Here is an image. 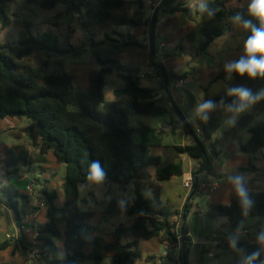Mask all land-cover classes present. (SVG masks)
Masks as SVG:
<instances>
[{"label":"trees","instance_id":"obj_1","mask_svg":"<svg viewBox=\"0 0 264 264\" xmlns=\"http://www.w3.org/2000/svg\"><path fill=\"white\" fill-rule=\"evenodd\" d=\"M10 1L0 0V21L3 27L13 24ZM35 1L44 9H54L58 4L65 3L69 6L68 12L78 14L80 23L89 35V47L97 68L89 76V88L78 90L60 57L82 55L85 46L69 42L62 44L58 36L47 32L35 35L29 22L25 23L18 43L0 44V118L30 119L25 132L31 140L29 145L19 143L6 147V169L0 177V185L3 182L11 184L28 168L46 163V155L51 149L56 161L66 165L63 205L57 204L58 192L50 190L48 185H41L37 179L35 197L22 193L13 186L6 188L9 194L6 206L15 212L17 226L20 229L28 227L36 234V248L41 252L39 260L43 264H78L86 261L102 264L108 254L112 255L113 264H137L142 259L137 250L139 239L158 238L161 242L177 247L179 235L172 217L174 214L181 215L180 219L187 217L191 201L185 204L181 214L178 211L172 213L169 206L161 200L160 182L183 176V162L164 164L161 156L152 155L153 149L163 147V138L158 131L149 127L132 128L128 123L129 114H162L168 107L161 99H156L154 89L142 86L134 67L120 60L122 56L143 55L142 48L146 49L147 46H143L132 35L116 39L113 35L106 34L103 40L96 41L89 30L95 25L147 28L155 17V38L161 12L176 14L190 13V10L182 3L176 4L178 0H164L150 19L143 11L142 0H98L97 4L88 0ZM231 1L234 0H210L207 3L208 11L198 13L200 21L185 36L198 56L206 55L218 39L228 34V16L234 19L239 14L242 24L244 20H252L253 24L259 26L258 21L248 15V5L227 12L226 4ZM140 5L142 9L139 8ZM155 66L161 79V87L164 84L170 87L175 81L182 79L173 69L160 64ZM115 69L119 70L117 77L124 82V87L115 90L114 94L117 97L129 96L127 105L104 98V88ZM227 76H233V81L228 83L222 93L206 100L211 101L214 107L209 111L199 112L197 116V130L200 134L189 127L190 132L184 130L190 137L189 144L176 147L178 154L187 155L201 163L202 168L198 174L206 169L208 173H212V161L205 143L211 141L220 128L218 113L222 109L229 111L227 115L234 111H230L229 107L236 102V97L230 96L229 91L243 87L255 95L264 86V78L250 79L246 75L241 77L236 73H228L225 67L217 73L214 81ZM189 99L192 106L194 97L191 93ZM258 107L264 110V99ZM251 122V116L243 117L225 136H238ZM249 133L250 137L240 145V151L245 154L263 151L264 122L256 124ZM14 134L18 135L16 132ZM212 147V153L219 155L215 144ZM205 154L210 162L209 168ZM94 162H99L103 179L119 184L134 182L136 186V198L133 201L120 204L112 199L107 203V215L136 216L133 224L121 225L114 232V241L109 244L98 235L97 227L87 222L94 214L79 209V188L82 184L92 182L87 177ZM149 167L156 168L154 178L145 171ZM147 185L152 188L154 199L143 196L142 189ZM246 194L247 206L241 202L236 191L232 193L229 204H211L208 212L210 218L217 220L227 217L233 233L240 231L247 219L264 218V192L246 190ZM42 206L47 209V220L40 222L35 219L26 224L25 209H32L37 216L42 211ZM183 232L185 237L181 240V262L189 264L193 242L187 236L186 227ZM230 238L232 236L228 235L227 240ZM20 243L21 247L15 242V250H20L27 256L29 248L22 239ZM61 243L64 247L63 257L60 256ZM10 245L11 241H5L0 245V250H5ZM234 245L245 254V264H248L249 258L254 254L257 255L251 264H264L260 244L241 242ZM206 253V248L202 247L201 259Z\"/></svg>","mask_w":264,"mask_h":264},{"label":"rangeland","instance_id":"obj_2","mask_svg":"<svg viewBox=\"0 0 264 264\" xmlns=\"http://www.w3.org/2000/svg\"><path fill=\"white\" fill-rule=\"evenodd\" d=\"M88 1L92 4H97L98 2V0ZM244 1L245 0H243V2ZM183 2L186 1L178 0L176 4H183ZM191 3L192 2H190L188 5L190 13L184 12L183 14L187 20H190L191 18V20L194 19L195 22L200 21L201 16L198 14L200 11L197 12L196 9L192 8ZM9 6L11 7V19L13 24L3 27L0 21V44L18 43L21 39V33L24 30L25 23L29 22L32 24L31 30L35 35L38 33L47 32L58 36L62 44L69 42L72 45L90 48L89 35H87V32L80 23L78 14L68 12L69 6L67 4L61 3L58 4L54 9H44L35 0H11ZM227 10L232 9L227 8ZM144 13L148 18H153L155 12L152 13V9L148 6L145 7ZM174 15L175 14L161 12L160 18H169ZM227 21L229 22L230 28L233 30L232 40H230L229 44L224 47V49L227 50L228 59L225 61H220L221 57L219 54L210 53V50L206 55L198 56L190 44L183 38L177 46L180 47L178 51L180 52V55H184V58L181 59L179 56L174 58L171 56L172 62L169 64V66L174 68L173 70L177 71L179 76L182 78L179 79V81L182 82V89H175L172 85V99L169 101V107L166 106L165 112L162 113V118H158L156 114H129L128 123L130 127H149L159 130L160 124L167 126L169 128V132L166 134H161L163 138V149H173L174 144H181L183 130H181L179 126H176L178 122L177 118L181 120V123L185 122L187 126L194 129L195 131L197 130V116L199 114L198 108L200 104L205 103L207 99L214 98L222 93L227 87L228 83L234 79L233 76H227L224 79L214 81L217 73L228 63L238 60L243 55L244 42L249 36L250 31L245 29L240 21L236 22L235 19L231 18L230 16L227 17ZM191 22L194 23V21ZM238 23H241V26L236 28ZM113 28V31L117 35L128 36L134 34L137 38L136 40L141 42V44L144 40L142 27L136 28L124 26ZM139 29H141V33ZM89 31L92 33V35H94L96 41H98L100 36V26H92ZM110 32L111 31L108 29L107 33L110 34ZM161 43L167 45L175 44L173 39L169 37V34L165 32H161L160 34L155 32L154 46L156 54L159 51L162 52L160 50ZM148 48L150 49V42ZM161 56L164 57L165 54H161ZM60 59L63 61L67 72L73 77V83L75 87H77L79 90H82L80 84H83V88H85V81L88 78V74L91 73L90 71L93 68H97L96 61L91 53V49H82V55H65L60 57ZM211 59H214L215 63L211 62ZM160 62L161 60H156L157 65H159ZM129 66L134 67L137 70V74L141 79L143 87H150L155 91L161 90L160 85L155 77L145 76L146 64H133ZM118 72L119 70L115 69L112 76L108 78L103 95L107 101H119L124 105H127L130 101L129 96L125 95L117 97L114 94L115 90L124 87V82L117 77ZM262 91H264V86L261 87L255 95H259ZM189 93H191L194 97V103L192 106L189 99ZM163 98L164 100L166 99L164 95ZM261 100L262 99L254 104L249 105L242 112L233 111L230 112V115H227L229 111L227 109H222L218 113L217 118L221 121L220 128L213 136L212 140L205 143V148L212 163H214L215 168H225L229 158L225 155H222L221 158L217 159L212 153L213 144H215L218 153H223L230 142H234L236 145L247 142L250 137L249 130L256 124L264 122V110H261L258 107ZM178 112L181 114V116L178 115ZM245 116L252 117L251 124L242 130L236 137L225 136V133H227L238 121H240ZM4 120L5 119L2 120L0 118V147H11L15 144L24 143L25 141H29L31 143L30 138H28L25 132V128L30 124V119L23 117L15 118V120L13 118L9 120V122ZM7 125H12L15 129L10 131L6 129L5 126ZM14 132L18 133V135L16 136ZM153 154H157L156 149L152 150V155ZM46 157V163L35 164L33 167L28 168L26 172L32 177V183L35 187L37 186V181L35 179L39 180V183H41L43 186H52V188H54L59 194V200L57 204L60 206L64 204V180L66 177V165L58 163L55 160L52 149L49 150ZM176 161L183 162L185 173L189 172V164H191V162L192 164L199 163L197 160H191L190 158H187L186 161H183L180 157H177ZM252 161L253 166L258 169V172H264L262 159L259 155L254 154ZM165 162L168 164L171 163L172 160L166 159ZM43 174H47L48 176L44 178L42 177ZM215 174L216 179L210 181L207 170H204L199 174L197 171L198 182H200V184L205 182L217 183L221 186L229 181L228 172H216ZM233 174V176L243 177L242 182L244 183L250 179L249 177H252L254 185L257 189L253 191V189L250 188L247 190L248 192H259L261 190L259 175H254L250 171L248 173L237 170H235ZM183 179L184 175L178 176L171 181L160 182L161 200L164 202V204L169 206L172 213H175L180 208L185 196L187 198L184 202V205L190 196L187 194V189H185L183 186ZM9 186L18 188L17 183L9 184L3 182L0 185V204L3 205L0 213V230H4L3 234L6 232L12 233L13 223L15 220V212L11 209H9L11 211L9 212L7 211L8 209L6 210L4 208V205L6 206V203L9 201V194L6 190V188ZM227 192L228 187L226 186H221L219 189L212 191L205 189L203 191L202 198L198 199L197 196L194 195V197L191 199V207L189 211L191 218L188 223V227L192 230L196 238H202L207 234H210L211 238L215 233L220 237V239L224 235H231L233 241L235 233H233L230 228L229 219L227 217H220L217 220H213L208 214L211 204L230 203V199L226 201L228 198ZM142 194L145 198L154 199V192L148 185L143 187ZM135 198L136 186L134 182L119 184L113 183L107 179H102L98 183L90 182L80 185L79 209L83 212H92L94 214L93 217L87 220V222L96 226L98 229V235L103 238L106 244H109L114 241V232L121 225L130 226L133 224L136 216L107 215L105 212L107 203L110 200L115 199L120 204H124L126 202L133 201ZM25 214L26 219L24 221L26 224H30L35 219H37L36 214L33 213L32 209L30 208L25 209ZM175 216V219L172 221L179 222V216L176 214ZM41 217V220H46V212ZM22 218L25 217L22 215ZM253 221H260L263 225H252L251 223ZM242 229L246 232H251V235L258 233V230L264 231V218L247 219L244 222ZM1 235L0 238L2 239L4 235ZM236 241L246 242V237H236ZM61 248L64 250L63 243H61ZM209 248L211 249V253L213 254L214 258L209 259L207 256H204L202 259V264H245L246 262L245 254L238 246L234 245L233 243L229 248H226L222 245L212 246ZM137 250L142 255V259L139 260L137 264H173L170 258L163 256L164 247L158 238H155V240L139 239ZM112 261V255L108 254L102 264H113ZM78 264L95 263L93 261H86ZM189 264L199 263L191 258Z\"/></svg>","mask_w":264,"mask_h":264},{"label":"crops","instance_id":"obj_3","mask_svg":"<svg viewBox=\"0 0 264 264\" xmlns=\"http://www.w3.org/2000/svg\"><path fill=\"white\" fill-rule=\"evenodd\" d=\"M142 1L144 3L143 11H144L145 7L149 6L152 9V13H154L160 6V5L159 6L157 5L158 0H142ZM185 1L186 2H183L185 8H188L189 3L192 2L191 3L192 8L196 9L197 12L199 11L198 5L200 3V0H185ZM209 1L210 0H206V4ZM249 3H250V0H245L244 2H243V0L231 1V2L226 4V11L230 12V11H233V10L244 8ZM227 8L232 9V10H227ZM149 18L151 19L152 17H149ZM190 20H191V18H190ZM190 20H187L185 18L183 12L176 13L174 16L169 17V18H160V20H159V22H158V24L156 26V32L159 33V34L161 32H165V33L169 34V37L171 39H173V41L175 42L174 45L168 44L170 48H169L168 52L165 54L164 57L161 56L162 53L160 51L153 56L151 54V49H149L148 46H147L146 49L142 48V51H144L143 55L136 54L135 56L134 55L133 56L132 55L131 56H122V57H120V59L122 61H124L125 63L129 64V65L146 64V66H145L146 69L149 67L150 63H152L154 66L157 65L156 64V60L159 59V60H161L160 65H164V66H166L169 69H174V68L169 66V64L172 62L171 61V56H173L174 58L179 56L181 59H183V57L180 55V52L178 51V49L180 47L177 46V45L179 44V42L183 38L185 39L186 34L194 27V25L197 22H199V21L195 22V20L193 19L191 21H194V23H192ZM240 26H241V23H238L236 28H238ZM108 29L111 31L110 35H113L112 37H114L116 39H122L123 35L114 34L115 32L113 31V29H114L113 27L100 26V32H99L100 36H99L98 41H101V40H103L105 38V35L108 34L107 33ZM150 29H151V25L148 26L147 28L142 27V34H143V37H144V40L142 42L143 46L147 45L148 35H150ZM139 31L141 33V29H139ZM131 35L136 38V36L134 34H131ZM232 37H233V30H232V28H230V31L228 32V34L225 35L224 37L218 39L211 46L209 52L210 53H218L219 56L221 57L220 61H225L226 59H228V54H227V50L224 49V47L227 44H229L230 40H232ZM149 40H150V38H149ZM85 49L89 50L90 48L85 47ZM210 61L215 63L214 59H211ZM94 69L95 68H93L90 72H92ZM90 74L91 73L88 74V78L85 81V84H86L87 87L85 86V88H83V84H80L82 90H87L89 88V76H90ZM157 81H158V83L160 85V89L161 90L160 91L156 90V99L163 100V102L165 104H167L168 107H169V102L167 101V99L164 100V98H163L162 87H161L160 81L158 79H157ZM141 84H142V82H141ZM182 87L183 86H181V89H182ZM145 88H150V87H145ZM170 99H172L171 96H170ZM156 115L158 116V118H162V114H156ZM11 119H13V118L8 117L4 121L9 122V120H11ZM14 120H15V118H14ZM161 126H163V124L159 125V129H160ZM2 127H4V126H2ZM5 127H6V129H8L10 131H13L15 129L12 125H7ZM189 142H190V137L188 135H186L185 131L183 130L182 137H181V144L180 145L179 144L178 145L174 144V148L173 149H163V147L162 148H158V149H156L157 154H153V155L154 156H161L162 159H163V162L165 164H166V162H165L166 159H168V160L171 159L172 162H173V161H176L177 157H180V158H182L183 161H186L187 158H190V157L187 156V155L178 154L176 152V147L185 146V145L189 144ZM24 144L29 145L30 142L29 141H25ZM238 145H236L234 142H230V143H228V145H227V147H226V149L224 150L223 153L221 152V153H219V155H215V157L217 159L221 158L222 155L227 156L229 158L228 161H227V165L223 169H217V168L214 167V163H211L212 173L211 174L208 173V178H209L210 181H212V180L216 179V174H215L216 172H219V173L228 172L229 181L226 184L221 185V186L228 187V192H227L228 198L226 199V201L228 199H230V201H231V195H232V193H234L236 191V189H235V187H234V185L232 183V178L236 177V176H233L234 175L233 173H234L235 170L241 171V172H248V173L250 171L254 175H259L260 176L259 177V181L261 182V190L259 192H264V172H258V169L253 166L252 158H253L254 154L242 153L240 151L241 143L238 144ZM5 150H6L5 146L4 147H0V152H1L0 153V177L4 174L5 169H6L5 168V164H4ZM256 154L261 157L262 166L264 167V150L260 151V152H258ZM55 160H56V158H55ZM196 164H198V163H196ZM145 171L148 174H150L153 178L155 177V172H156V168L155 167H149ZM47 176H48L47 174H43L42 177L45 178ZM175 178H173L172 180H174ZM249 178L250 179H248L245 183L242 182L243 186H244V188L246 190H249L251 188V189H253V191H255V189H257V188L254 185V181H253L252 177H249ZM32 181H33L32 177L29 174H27V172L25 171V172L22 173V175L20 176L19 179L14 180L11 184L17 183V185H18L17 189L20 192H22V193L28 194L26 189H27L28 185L34 186ZM215 184H217V183H215ZM217 185H218L217 189H219L221 186L219 184H217ZM49 189L50 190H55L54 188H52V186H49ZM186 198L187 197L185 196L182 205L177 210V211H179L180 214L182 213V211L184 209V206H185L184 202H185ZM187 201H188V199H187ZM1 208H3V205L0 204V213H1ZM4 208L6 210L8 209L7 211L11 212L9 210V208H7V206L4 205ZM45 212H47V209L45 208V206H42V211L39 214H37V220L40 219L39 220L40 222H45L47 220V218H46V220H41V218H42L41 216ZM175 217L176 216L174 214L172 219H175ZM190 218H191V214L190 213H188L187 217H182L183 228L184 227L187 228V232H188V234L191 235L190 238L192 239V242H193V247H192V249L190 251L188 261L190 262L191 258H193L197 263L202 264V259H201V256H200V248L201 247H207L206 250L209 251V245H206V243L210 242L212 240V238H210V234H207L206 236H203L202 238H196L194 233L192 232V230L188 227V223L190 221ZM251 224L252 225L260 224L261 226L263 225L262 222H260V221H253ZM15 227L20 229L17 226L16 221L14 220L12 233L14 232ZM3 233H4V230L1 229L0 230V235L2 234L1 236H3V235L4 236H3L2 239L0 238V245L2 243H4L5 241H8L6 239V234L9 233V232H6L5 234H3ZM227 236L228 235H224L220 239V241H226V244H224V245L222 244V246L232 245L233 242H234V244L241 243V242L236 241V237L242 236V237H246V242L260 244L261 248H262V252L264 254V243H261V241H260V237L264 236V231H262V230H258V233H254V234L251 235V232H246L245 230L241 229L240 231L235 233L233 241H232V238L227 240ZM21 238L24 241V243L27 245V247L29 248V251H28L29 254L27 256H25V255H23L20 252V250H15V242L11 241V245L7 249L0 250V264H43L40 260L35 259L31 255V251L33 249H36V246L38 245V242H37L36 237L34 236V234L33 235L32 234H22ZM161 243H162V245L164 247L163 256H165V250H166V245L167 244H166V242H161ZM59 249H60V256L63 257L64 256V250L61 248V244L59 245ZM168 258H170V257H168ZM170 259L173 262V257L172 256H171ZM173 264H174V262H173Z\"/></svg>","mask_w":264,"mask_h":264},{"label":"clouds","instance_id":"obj_4","mask_svg":"<svg viewBox=\"0 0 264 264\" xmlns=\"http://www.w3.org/2000/svg\"><path fill=\"white\" fill-rule=\"evenodd\" d=\"M198 8L201 13L208 11L206 0H200ZM247 12L250 17L258 21L259 26L253 24L252 20H244L243 27L250 31V35L244 42L243 55L238 60L228 63L225 66V70L228 73H236L241 77L246 75L250 79L264 78V0H250ZM209 15H211V12H209ZM234 19L236 22H239L241 16L237 14ZM229 95L236 97V102L229 107L230 111L234 110L236 112H242L249 105L256 103L260 99H264V91L254 96L250 90L243 87L231 89ZM213 107L214 105L211 101L202 103L198 108V112H206ZM87 179L96 183L103 179V172L99 162L91 164ZM242 181L243 177L241 176L232 178L237 196L247 206V194ZM260 241L264 243V236L260 237ZM256 255L254 254L249 258L248 264H251Z\"/></svg>","mask_w":264,"mask_h":264},{"label":"built area","instance_id":"obj_5","mask_svg":"<svg viewBox=\"0 0 264 264\" xmlns=\"http://www.w3.org/2000/svg\"><path fill=\"white\" fill-rule=\"evenodd\" d=\"M164 0H158L157 5H161V3ZM150 35H148V42L147 45L149 47V40ZM169 45L161 43L160 45V50L162 51V54H166L169 50ZM184 58V55H181ZM145 76L146 77H155L156 79H158L159 81H161L160 76L158 75V71L156 66H154L152 63L149 64V67L146 69L145 72ZM175 89H181L182 86V82L181 81H175L173 84ZM172 85L170 87H162V94L165 96V98L167 99V101L169 102L170 96H171V89H172ZM177 127L181 125V120L179 118H177ZM169 132V128L167 126H161L160 129L158 130V133L161 134H166ZM197 133L200 134V131L197 130ZM192 160V158H190ZM202 168L201 163L199 162L198 164H189V172H186L184 174V179H183V186L185 189H187V194L190 195L192 192H194V195L197 196V198H202L203 197V191L205 189H208L210 191L215 190L218 188V185L215 183H211V182H205L200 184V182H198V178H197V171H199ZM27 193L28 195H30L31 197H35L36 195V191H35V187L32 185H28L27 186ZM181 215L179 216L180 219ZM173 220V219H172ZM176 222V221H175ZM174 222V223H175ZM176 227H177V231H178V240H179V244L177 247H175L173 244L166 242V250H165V256L166 257H173V262L174 264H182L181 262V240L184 239L185 235L184 233H181V229L183 227L182 224V219H180L179 222H176ZM22 234H34V236L36 237V234L28 227H24L22 229H18L17 227H15L14 232L13 233H7L6 234V239L9 241H14L16 242L19 247H21V235ZM188 237H191L190 234H187ZM212 240L208 243H206V245H209V247L212 246H220V245H224L226 244V241H220V237L217 234H213V236L211 237ZM21 249V248H20ZM29 254V253H28ZM31 255L39 260L41 257V252L39 249H33L31 251ZM205 256H207V258H213V254L211 253V249L209 248V251H207V253L205 254Z\"/></svg>","mask_w":264,"mask_h":264},{"label":"water","instance_id":"obj_6","mask_svg":"<svg viewBox=\"0 0 264 264\" xmlns=\"http://www.w3.org/2000/svg\"><path fill=\"white\" fill-rule=\"evenodd\" d=\"M140 9H142V6H139ZM154 28H155V17L152 19V23H151V29H150V49H151V54L154 56L155 55V46H154ZM164 87H168L166 84H164ZM178 115L181 116V114L178 112ZM184 121V120H183ZM181 130H185L187 132H190V128L189 126L186 125L185 122L181 123V125L179 126ZM205 158L207 159V163H208V168L210 166V162L208 160L207 155L205 154ZM207 170V169H206ZM194 197V192H192L188 198L187 202H190L191 199ZM181 233L183 234V227L181 229Z\"/></svg>","mask_w":264,"mask_h":264}]
</instances>
